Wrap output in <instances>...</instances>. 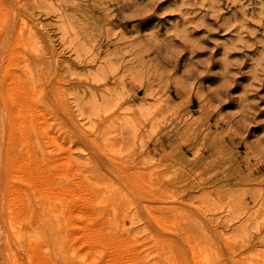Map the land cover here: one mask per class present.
<instances>
[{
	"label": "rangeland",
	"instance_id": "1",
	"mask_svg": "<svg viewBox=\"0 0 264 264\" xmlns=\"http://www.w3.org/2000/svg\"><path fill=\"white\" fill-rule=\"evenodd\" d=\"M25 14L46 24L61 67L47 60L40 69L34 44L19 42ZM11 54L17 62L6 71ZM15 74L32 76L38 95L22 108L42 104L56 146L34 138L11 166L7 152L21 153L6 150L0 101V191L15 169L49 175L69 193L82 188L81 175L130 199L119 202L125 229L160 232L188 262L195 235L210 264H264V0H0V95ZM23 185L18 248L29 264L31 234L39 231L46 255L52 220ZM1 204L0 264H9ZM147 207L163 211L162 227L147 225Z\"/></svg>",
	"mask_w": 264,
	"mask_h": 264
},
{
	"label": "bare ground",
	"instance_id": "2",
	"mask_svg": "<svg viewBox=\"0 0 264 264\" xmlns=\"http://www.w3.org/2000/svg\"><path fill=\"white\" fill-rule=\"evenodd\" d=\"M18 35L20 43L23 42L27 46L34 44L35 52H38L40 69L42 66L46 67L47 60L50 61V68H59L64 64L63 61H60V54L54 48L55 44L46 24L39 18H29L26 14L23 15L20 19ZM15 59L12 54L8 57L6 71L14 66L17 62ZM19 70L24 74L22 66ZM40 72L36 70V76H39ZM98 73L99 71L94 72L97 76ZM30 76L27 75L25 79L21 80L18 75H13L11 86L7 88L6 93H3V89L0 95L2 109L7 114L9 128H11L6 150L13 149L16 153H21L10 155L7 152L6 158L11 166H16L20 162L19 158L22 157V154L29 153L27 147L33 146L34 138L42 143L44 149L48 145L56 146L53 131L48 129V118L42 104L36 100H30L29 107L22 108L28 99L36 98L38 95L37 89H31L30 81H28L32 78ZM8 99L11 102L6 105ZM36 156L37 154L34 156V160ZM43 159L52 161V157H43ZM14 172L15 175L11 174L13 177L10 189L7 192L6 189L3 192L0 191V204L2 202V211L5 216L3 217L4 222H2L4 252L9 264H22L18 247L21 244L20 237L25 229L23 221L28 215L23 183L34 186L36 192L29 194L28 198L42 204L41 208L44 212L49 213L52 220L53 236L46 255L43 253L47 248L38 239L39 231L31 234L32 242L29 253L26 254L29 264H210L200 258V250L196 248L199 247V243L193 239L195 235L190 239L194 242L193 245L189 246L188 240L186 242L191 249V261L188 262L181 245L176 241L161 237L160 232L156 234L152 233V230L143 229L147 232L141 235L140 231L125 229L120 218L121 214L118 212L121 205L119 202L123 197H121V192L116 189L109 194L108 188L102 190L89 182L88 177H86L88 181H85L84 177L80 175L78 177L82 179V184H80L82 188L77 191L71 189L72 192L69 193L68 189H57L52 181H48L49 175L40 174L38 179L30 176L22 178L21 175L16 174L18 172L16 169ZM62 195L65 196L64 199ZM123 200L129 201L130 199L124 198ZM146 210L147 212H144L148 219L147 225L156 223L159 228L162 227L161 219L165 218L163 211L151 207H147ZM38 213L39 209L36 211V207H32L31 216L36 217ZM172 214L177 219L182 217L180 211H173ZM15 225L20 226L18 228ZM29 225L31 224L29 223ZM177 226L178 224L176 228ZM187 233L191 234L192 232L187 230ZM8 236L13 238L12 248L6 241ZM206 243L204 241V244ZM22 249L25 252V249ZM238 264L245 263L238 261Z\"/></svg>",
	"mask_w": 264,
	"mask_h": 264
}]
</instances>
